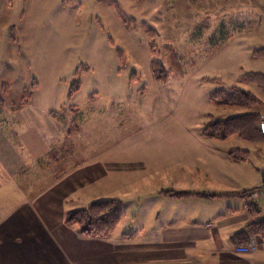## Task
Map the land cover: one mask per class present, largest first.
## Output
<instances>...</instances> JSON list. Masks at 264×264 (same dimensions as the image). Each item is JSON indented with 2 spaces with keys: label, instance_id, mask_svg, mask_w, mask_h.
I'll return each mask as SVG.
<instances>
[{
  "label": "rangeland",
  "instance_id": "374dc122",
  "mask_svg": "<svg viewBox=\"0 0 264 264\" xmlns=\"http://www.w3.org/2000/svg\"><path fill=\"white\" fill-rule=\"evenodd\" d=\"M260 51L264 0H0V105L10 110L31 99L60 124L48 159L23 167V189L57 199L66 211L53 216L62 223L69 211L117 200L122 219L114 233L140 238L176 215L188 226L192 214L181 208H199L193 220L209 206L223 212L226 200L184 207L160 193L190 186L187 163L206 158L196 138L210 139L204 126L239 109L210 101L215 91L251 89L264 102L241 81L264 71ZM152 62L166 80L155 81ZM71 87L78 90L70 94ZM230 140L246 145L248 163H264V144ZM32 216L44 220L41 212Z\"/></svg>",
  "mask_w": 264,
  "mask_h": 264
},
{
  "label": "crops",
  "instance_id": "0c3cea01",
  "mask_svg": "<svg viewBox=\"0 0 264 264\" xmlns=\"http://www.w3.org/2000/svg\"><path fill=\"white\" fill-rule=\"evenodd\" d=\"M251 73L264 74V71L258 69ZM49 76L47 80L52 85L57 84L53 72ZM36 81V92H39L40 82ZM22 105L20 102L10 110L0 105V264H264V242L260 237H252L256 250L249 254L236 253L235 247L241 244L232 240L251 221L247 204L256 205L259 218L264 221V195L258 199L251 196L254 191L264 194V163H248L250 152L243 143L228 141V138L197 137V143L205 151V160L187 163L191 172L190 186L184 183L177 192L167 191L189 195L160 193L167 198L177 197L180 200L177 202L184 207L193 199L200 200L206 208L207 202L226 200L221 207L223 212L209 206L207 214L202 211L201 219L193 220L194 215L199 214V208L194 207L193 212L181 208L179 211L192 214L188 226L182 222L184 218L176 215L175 219L168 218L153 227L152 230H157L148 231L143 238L129 230L114 233L117 227L105 238H84L63 226L62 215L53 216L55 212L66 211L56 207L57 199L53 195V201L45 200V197L38 200L36 195L23 189L20 182L23 167L43 157L48 159V150L58 143L61 133L60 124L48 116L45 106L41 107L31 99ZM243 113L239 109L224 111L222 115L226 118L218 119ZM251 144L260 145L264 141ZM233 151L245 156L233 158L230 156ZM256 151L260 156V150ZM169 167L159 163L158 168ZM31 197H35L34 200ZM38 212L44 215L41 223L32 216ZM207 224L211 226L207 227ZM164 226L165 230L161 228ZM144 229L141 228L142 234Z\"/></svg>",
  "mask_w": 264,
  "mask_h": 264
},
{
  "label": "trees",
  "instance_id": "16d2710c",
  "mask_svg": "<svg viewBox=\"0 0 264 264\" xmlns=\"http://www.w3.org/2000/svg\"><path fill=\"white\" fill-rule=\"evenodd\" d=\"M255 56L264 57V51H260ZM152 75L157 82L166 80V72L160 63H151ZM246 84H251L255 88L259 96L264 98V74L249 73L241 78ZM36 86L35 84H33ZM76 85V83L74 84ZM74 87V86H73ZM71 87L70 94L78 89ZM34 88V87H33ZM31 88V92L33 90ZM219 106H230L242 109L245 113L233 116L227 119H217L209 121L201 131V135L205 138L225 140L230 137H236L241 140L260 143L264 141V136L260 133L259 124L263 118L262 101L252 92L242 90L236 87L229 91L218 90L210 97ZM258 108L261 110H258ZM55 118L60 113L52 114ZM233 158H243V153L233 151L230 153ZM52 159H57L58 151L55 155H50ZM175 196L189 195L185 193H172ZM251 221L243 228L242 231L235 234L232 240L237 244H248L253 236L260 237L264 242V221L259 218V210L256 205L249 203L246 205ZM121 205L119 201L114 199L100 200L92 202L87 208L77 209L67 212L64 215L63 224L68 228H75L76 232L88 238H105L119 224L121 220Z\"/></svg>",
  "mask_w": 264,
  "mask_h": 264
},
{
  "label": "built area",
  "instance_id": "2783aa9c",
  "mask_svg": "<svg viewBox=\"0 0 264 264\" xmlns=\"http://www.w3.org/2000/svg\"><path fill=\"white\" fill-rule=\"evenodd\" d=\"M259 130L262 134H264V121H261L259 124ZM264 194L261 193H257V192H252L251 196L254 199H258L259 197H263ZM207 227H210V224L206 225ZM235 252L236 253H242V254H249L252 253L256 250V245L254 241H250L248 244H244V245H239L237 247H235Z\"/></svg>",
  "mask_w": 264,
  "mask_h": 264
},
{
  "label": "water",
  "instance_id": "95a60500",
  "mask_svg": "<svg viewBox=\"0 0 264 264\" xmlns=\"http://www.w3.org/2000/svg\"><path fill=\"white\" fill-rule=\"evenodd\" d=\"M263 178H262V181H263V183H264V176H262Z\"/></svg>",
  "mask_w": 264,
  "mask_h": 264
}]
</instances>
